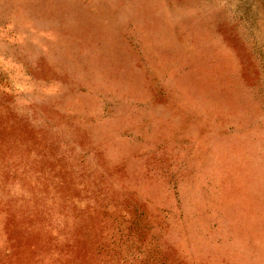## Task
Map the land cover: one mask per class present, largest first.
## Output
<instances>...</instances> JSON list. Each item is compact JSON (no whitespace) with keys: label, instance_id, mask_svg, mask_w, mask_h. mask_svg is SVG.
I'll return each mask as SVG.
<instances>
[{"label":"rangeland","instance_id":"rangeland-1","mask_svg":"<svg viewBox=\"0 0 264 264\" xmlns=\"http://www.w3.org/2000/svg\"><path fill=\"white\" fill-rule=\"evenodd\" d=\"M0 264H264V0H0Z\"/></svg>","mask_w":264,"mask_h":264}]
</instances>
